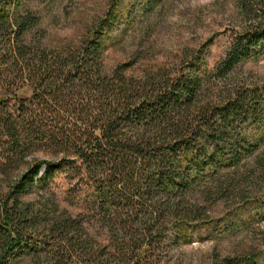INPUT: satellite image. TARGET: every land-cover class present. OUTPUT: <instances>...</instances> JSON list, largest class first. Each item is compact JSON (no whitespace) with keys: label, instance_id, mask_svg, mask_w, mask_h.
I'll use <instances>...</instances> for the list:
<instances>
[{"label":"trees","instance_id":"1","mask_svg":"<svg viewBox=\"0 0 264 264\" xmlns=\"http://www.w3.org/2000/svg\"><path fill=\"white\" fill-rule=\"evenodd\" d=\"M239 2L248 21L217 67L221 76L264 49L263 1L249 2L247 10V0ZM9 4L0 0V83L15 98L12 105L0 101L7 159L25 157L45 141L78 157L94 190L77 214L54 198L49 208L23 200L21 193L35 186L43 164L39 183L63 164L35 161L0 192V264H11L20 251L31 254L33 264H139L169 227L207 218L206 206L190 192L198 179L212 175L199 190L202 196L220 194L221 175L255 153L257 145L235 127L250 117L245 111H258L261 100L253 90L208 95L205 70L194 61L143 76L126 74L124 65L105 74L108 22L77 45L50 48L26 38L40 17L12 13ZM26 88L29 94L20 95ZM262 158L264 147L255 156L257 163ZM216 264L262 263L225 256Z\"/></svg>","mask_w":264,"mask_h":264},{"label":"rangeland","instance_id":"2","mask_svg":"<svg viewBox=\"0 0 264 264\" xmlns=\"http://www.w3.org/2000/svg\"><path fill=\"white\" fill-rule=\"evenodd\" d=\"M251 1L255 0H247L246 10ZM8 8L12 13L35 12L40 24L26 38L35 37L50 48L77 45L102 21L108 22L105 74L124 65L126 74L143 76L160 69L175 71L194 61L205 70L208 95H224L234 87L253 90L254 98L261 100L258 111H245L244 116L250 117L243 116L245 122L237 120L235 127L241 137L257 145L255 153L221 175L220 194L213 190L211 195L202 196L199 184L214 178L198 179L190 194L206 206L208 217L169 227L162 243L143 252L139 264H216L225 256L257 258L263 264L264 159L257 163L255 156L264 147V49L243 59L229 75L217 72L232 37L248 21L239 0H10ZM23 93L29 94L27 88L20 91ZM0 101L15 103L1 83ZM254 115L257 118L251 117ZM3 141L0 137L1 194L35 161L49 159L63 160V164L39 183L46 171L43 164L35 186L21 193L23 200L46 202L49 208L54 198L60 207L77 214L92 199L94 188L73 153L58 152L44 141L25 157L12 155L15 157L7 159ZM97 231L102 229L91 228L92 233ZM20 252L11 264H33L31 254Z\"/></svg>","mask_w":264,"mask_h":264}]
</instances>
